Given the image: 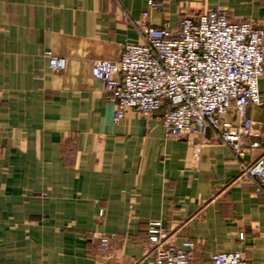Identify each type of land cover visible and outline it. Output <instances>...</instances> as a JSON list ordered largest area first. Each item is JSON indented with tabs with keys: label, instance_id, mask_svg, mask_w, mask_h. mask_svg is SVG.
Segmentation results:
<instances>
[{
	"label": "crops",
	"instance_id": "0c3cea01",
	"mask_svg": "<svg viewBox=\"0 0 264 264\" xmlns=\"http://www.w3.org/2000/svg\"><path fill=\"white\" fill-rule=\"evenodd\" d=\"M0 0V264H135L150 250L147 222L179 243H196V262L241 249L264 264V193L240 177V159L206 138L167 136L159 113L114 103L91 73L142 43V12L154 26L210 7L233 22L257 18L264 0ZM264 46V40H263ZM65 58L53 72L44 51ZM261 104L248 107L264 150ZM236 122L230 109L221 117ZM100 234L110 236L99 248Z\"/></svg>",
	"mask_w": 264,
	"mask_h": 264
},
{
	"label": "built area",
	"instance_id": "2783aa9c",
	"mask_svg": "<svg viewBox=\"0 0 264 264\" xmlns=\"http://www.w3.org/2000/svg\"><path fill=\"white\" fill-rule=\"evenodd\" d=\"M152 8L162 2L148 0ZM142 12V43L126 44L114 60L97 59L92 76L101 81L114 103L113 121L128 110L159 113L167 136L206 138L207 130L240 159V177L255 180L264 193V150L245 160L260 144L251 132L248 107L261 104L264 81V28L257 18L233 22L226 10L210 7L177 15L154 26ZM53 72H62L64 57L44 51ZM230 109L237 121H223ZM150 250L135 264H248L241 249L211 254L196 262V243H177L160 221L147 222ZM99 248L109 249L110 236L100 234Z\"/></svg>",
	"mask_w": 264,
	"mask_h": 264
}]
</instances>
